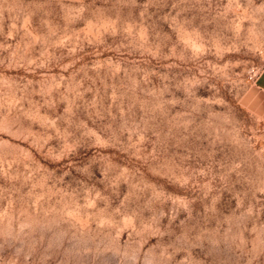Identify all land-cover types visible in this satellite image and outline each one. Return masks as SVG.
Returning a JSON list of instances; mask_svg holds the SVG:
<instances>
[{"label": "rangeland", "instance_id": "1", "mask_svg": "<svg viewBox=\"0 0 264 264\" xmlns=\"http://www.w3.org/2000/svg\"><path fill=\"white\" fill-rule=\"evenodd\" d=\"M264 0H0V264H264Z\"/></svg>", "mask_w": 264, "mask_h": 264}, {"label": "crops", "instance_id": "2", "mask_svg": "<svg viewBox=\"0 0 264 264\" xmlns=\"http://www.w3.org/2000/svg\"><path fill=\"white\" fill-rule=\"evenodd\" d=\"M253 88L264 94V66L254 76Z\"/></svg>", "mask_w": 264, "mask_h": 264}]
</instances>
